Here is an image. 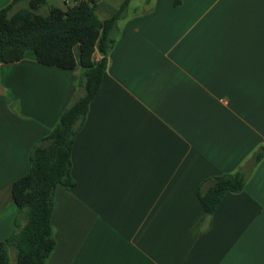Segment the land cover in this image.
Listing matches in <instances>:
<instances>
[{
	"label": "crops",
	"instance_id": "crops-1",
	"mask_svg": "<svg viewBox=\"0 0 264 264\" xmlns=\"http://www.w3.org/2000/svg\"><path fill=\"white\" fill-rule=\"evenodd\" d=\"M81 73L29 52L0 63V240L16 229L13 183L84 95ZM258 152L244 189L208 214L199 191L249 169ZM72 175L74 186L56 187L48 264H264V0L127 10L75 137Z\"/></svg>",
	"mask_w": 264,
	"mask_h": 264
},
{
	"label": "trees",
	"instance_id": "trees-1",
	"mask_svg": "<svg viewBox=\"0 0 264 264\" xmlns=\"http://www.w3.org/2000/svg\"><path fill=\"white\" fill-rule=\"evenodd\" d=\"M131 1L123 0L104 19L98 15L96 0H81L67 8L51 7L47 13L40 12L47 0H12L0 9V63L20 61L32 51L45 65L64 69L80 65V83L85 91L63 111L51 132L33 146L28 171L13 183L19 212L14 232L0 240V264H11V247L17 251L14 264H48L56 245L51 222L56 187L75 184V137L101 88L108 55L116 42L118 21ZM23 2L26 4L22 6ZM96 51L101 55L98 60L94 58ZM262 157L263 152H258L249 169L213 177L212 186L205 193L199 191L205 211L212 214L226 193L243 190Z\"/></svg>",
	"mask_w": 264,
	"mask_h": 264
},
{
	"label": "rangeland",
	"instance_id": "rangeland-1",
	"mask_svg": "<svg viewBox=\"0 0 264 264\" xmlns=\"http://www.w3.org/2000/svg\"><path fill=\"white\" fill-rule=\"evenodd\" d=\"M75 1H78V0H67L66 2L62 1V0H47V3L46 5H44L42 7V9L40 10V12L42 13H47L49 11V9L51 7H60V6H63L61 8H67L70 4H72L73 2ZM99 0H96V2H98ZM123 0H106L104 2V4H102L101 6H99L98 8L101 9V8H105L103 9V11H98L99 13V16L101 17H104L105 14H104V11L106 10L107 14H110L111 12H113L114 10H116L120 3L122 2ZM133 1V2H132ZM130 3H132L128 10L130 12H133V8L134 6H137V4H141L142 0H132ZM26 3H21V5H25ZM104 14V15H103ZM29 53H33L32 51H29ZM97 60V59H96ZM248 180V179H247ZM15 256H17V251L16 249L13 247V250L12 252L10 253V259H11V264H13V261H14V258Z\"/></svg>",
	"mask_w": 264,
	"mask_h": 264
},
{
	"label": "built area",
	"instance_id": "built-area-1",
	"mask_svg": "<svg viewBox=\"0 0 264 264\" xmlns=\"http://www.w3.org/2000/svg\"><path fill=\"white\" fill-rule=\"evenodd\" d=\"M63 1H65V2H66L67 0H63ZM79 1H81V0L75 1V2H73V3H78Z\"/></svg>",
	"mask_w": 264,
	"mask_h": 264
}]
</instances>
